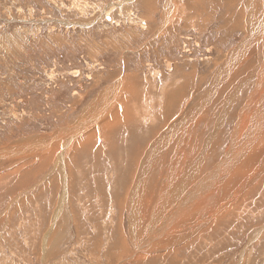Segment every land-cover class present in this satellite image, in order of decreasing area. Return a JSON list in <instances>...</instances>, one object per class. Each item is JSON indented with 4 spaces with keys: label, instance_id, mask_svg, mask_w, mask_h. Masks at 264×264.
<instances>
[{
    "label": "rangeland",
    "instance_id": "obj_1",
    "mask_svg": "<svg viewBox=\"0 0 264 264\" xmlns=\"http://www.w3.org/2000/svg\"><path fill=\"white\" fill-rule=\"evenodd\" d=\"M263 21L264 0H0V264H264ZM186 194L206 224L137 250L131 224L163 231Z\"/></svg>",
    "mask_w": 264,
    "mask_h": 264
},
{
    "label": "bare ground",
    "instance_id": "obj_2",
    "mask_svg": "<svg viewBox=\"0 0 264 264\" xmlns=\"http://www.w3.org/2000/svg\"><path fill=\"white\" fill-rule=\"evenodd\" d=\"M257 2H254L253 4H251V8L253 9H250L252 12H254V10H256L257 9ZM207 20V19H206ZM254 22V21H253ZM259 29H261L262 30V34L260 35V37H259V39H258V41L260 42L261 41V46H262V48H264V39L262 38V37H264V21L259 25V27H258V29L257 30H259ZM251 44V41H249V42H245V45H247V46H249ZM234 64H236V66L238 67V64L237 63H234ZM230 74H229V71H228V76H229ZM257 78V77H256ZM256 78H254V80L256 79ZM257 80V79H256ZM259 86V85H258ZM260 88H261V86L260 87H258V89L260 90ZM215 94V92L212 94V96H211V98H213V95ZM260 97H261V99H259V100H261V101H264V92H263V90H262V93L260 94ZM107 98V97H106ZM109 98V97H108ZM105 100V99H104ZM110 100V99H109ZM258 100V101H259ZM106 102H108L107 100H105ZM184 100L183 99H181V100H179V101H177L176 103H174L172 106H171V109L172 108H177V106L176 105H180L181 104V102L184 104V102H183ZM249 101V100H248ZM256 101V100H255ZM254 101V102H255ZM110 102V101H109ZM111 103V102H110ZM108 104V103H107ZM250 104V103H249ZM255 104H257V102L255 103ZM255 104H253V106L255 105ZM111 105V104H110ZM251 105V104H250ZM112 106V105H111ZM182 106V105H181ZM184 106V105H183ZM261 106V105H260ZM182 108V107H181ZM260 108V107H259ZM92 110V109H91ZM100 112V111H99ZM90 113V112H89ZM170 113V112H169ZM190 113V115H193V114H191V112H189ZM263 113V112H262ZM91 114V113H90ZM242 114V113H241ZM254 115H256V114H254ZM106 116H108V117H105V119H104V122L101 124V125H97V127L96 128H94V131L93 132H97L96 134H98V133H100L99 132V130L98 129H101V131L102 130H105V131H110L111 129H113V128H115L116 126H117V124L118 123H120V121L119 120H113V121H110L109 122V120H108V118L110 117V115H106ZM86 117H88L87 115H86ZM85 117V118H86ZM195 117V116H194ZM264 116H262V120H264V118H263ZM88 119V118H87ZM251 119H253V117L251 118ZM260 119V120H261ZM103 120V119H102ZM195 120V119H194ZM240 120H244V119H241L240 118ZM257 120V119H256ZM123 121V120H122ZM186 122H187V120H186ZM261 123L260 124H263V121H260ZM99 123V122H98ZM175 123V122H174ZM249 124H250V129L252 128V126H253V121H250L249 120ZM120 125V124H119ZM175 125H178V123H176ZM184 124H182L181 126H180V128H184V127H182ZM259 125V124H258ZM77 126V125H76ZM83 126H85L86 127V123H85V120L83 121V123L82 124H80L79 126H77L75 129H74V131H75V133L77 134L78 133V131L79 130H85L86 128H84ZM255 128V127H254ZM253 129V128H252ZM250 130V133L249 134H247V136H244L243 138L244 139H249L248 141H250V140H252V139H254V141L256 140L257 141V139H256V137L258 136V134H257V128H255L254 130ZM91 130H93V129H91ZM115 130H117V128L115 129ZM114 130V131H115ZM178 130V127H175L174 128V130H173V133L174 132H178L177 131ZM184 131H186V129H184ZM119 132V131H118ZM81 133V132H80ZM111 134V133H110ZM117 134V133H116ZM241 135H242V133H241ZM65 136H63V138H64ZM113 137H116V135H114ZM84 138V137H83ZM86 139L88 140L89 139V137H86ZM171 139V137L169 136V137H167V138H165L164 140L167 142L168 140H170ZM57 140V139H56ZM60 140V139H59ZM87 140H86V142H87ZM97 140V139H96ZM118 140V139H117ZM38 143L39 142H37L36 143V145H35V148H33L32 146L31 147H28L27 149H29V150H32L33 151V149H34V151L35 150H37V148L38 149H40V151L42 150V151H44L43 150V147H44V145H42V146H38ZM96 143V142H95ZM131 143V142H130ZM182 143V142H181ZM186 143V142H185ZM108 144V145H107ZM110 144H111V146H114V144L111 142V143H106V147H111L110 146ZM158 144V143H157ZM261 144V143H260ZM182 145V144H181ZM179 146V147H182V146ZM36 146H38V147H36ZM115 146H118V145H115ZM66 147V146H65ZM99 148V147H98ZM45 149V148H44ZM183 150H184V148H183ZM181 151L180 149H178L177 151H176V153H175V156H173V159H172V162L174 161V164H178V163H180V160H182L183 162H184V160H185V157L183 156V154H184V151ZM39 151V152H40ZM41 151V152H42ZM27 152V151H26ZM39 152H37L36 154H38ZM234 153H236V152H234ZM117 154H118V152H117ZM253 154V153H252ZM115 156H116V154H115ZM149 156V155H148ZM243 157V156H241V155H239V154H237V155H235V160L236 161H239L240 162V167L242 168L240 171H242V172H245L246 170H247V168L246 167H243L244 166V164H245V162L246 161H249L250 160V158H248V157H244V158H241ZM25 158V157H24ZM253 158V157H252ZM251 158V163H253V161H254V159H252ZM244 159V160H243ZM192 160V159H191ZM150 161V160H149ZM243 161H244V164H243ZM2 161L0 160V163H1ZM229 162L230 161H226L225 163H222V164H220V166H218L217 167V171H215V172H213V173H210L209 174V176H211V177H213V178H217L218 177V179L220 180V181H223V180H225L228 184L230 183V180L228 181V178H227V175H231V169H230V167L228 166L227 167V164H229ZM3 163V162H2ZM190 163L191 164H194V162L192 163L191 161H190ZM197 165H196V169H195V172L196 173H198V171H200L201 170V166H199V161H197ZM0 165H2V164H0ZM4 166V165H3ZM181 171V170H180ZM176 172V171H175ZM185 173V168L184 169H182V172H180V173H177L176 175H174L173 174V177H171V184H170V186L171 187H173V186H175V188H177L175 191L177 192V191H182L183 189H184V187H185V184H184V182L183 181H181L179 184H178V179H181V175L182 174H184ZM140 178V177H139ZM204 179V177L203 178H201V180H200V182H199V188H200V186H202V184H204L203 182H202V180ZM182 180V179H181ZM138 181V180H137ZM139 186H140V184H139ZM208 186V185H207ZM206 186V187H207ZM198 187H194L193 188V186H192V189L193 190H198L197 188ZM210 187V186H209ZM134 188H135V190L136 191H141L140 189H139V187H138V184H137V186H135L134 185ZM166 192V191H165ZM172 192V191H171ZM131 193H133V190L131 191ZM166 194V193H165ZM182 195V194H181ZM159 198V197H158ZM178 199H175V195H172V196H168V197H166V196H162L161 197V199H160V201L158 202V204H156L157 205V207H163V208H165V207H178L179 209H180V211L179 212H175L173 215H172V219H173V223H171L170 222V227H166L165 226V224H164V230L163 231H160V227L159 226H155L154 224H152V229H153V231H152V233L151 234H149L148 233V230L147 231H143V232H139V230H138V227L136 226V225H134V223H132L131 224V235H132V240L134 241L133 243H134V246L136 245V248H137V250H145L144 248H147V250L148 249H150L151 248V246L153 245H157V246H160L159 244H162V242H163V244H164V247L166 246L167 247V245H168V241H169V239L170 238H175L176 239V237L178 236L179 238H183V239H188L189 238V234H188V228H190V225H187L186 223L188 222H186L185 223V220H192L193 221V223H192V225L191 226H193V227H199V226H202V225H204V224H206L205 223V220H207V218L206 219H201V218H199V209L201 208V206L199 205H197V203L199 202V200H198V198H196L195 196H189V195H185V197H183L182 199L180 198L179 200L180 201H177ZM173 203V204H172ZM147 204H148V202H147ZM175 204V205H174ZM149 205V204H148ZM147 205V206H148ZM183 205H184V207H183ZM138 208H136L135 210H137ZM130 210V209H129ZM135 210L132 212L133 213V216L135 217L136 216V214L137 215H139L140 216V214H139V212L137 211V212H135ZM131 212V211H130ZM171 212H172V210H171ZM220 216L222 217V213L220 214ZM205 217V216H204ZM211 218H213V217H211ZM216 218V217H215ZM210 219V218H209ZM190 222V221H189ZM196 224V225H195ZM178 229V232H176V230L175 229ZM145 233V234H144ZM166 234V235H165ZM157 237H160L163 241H159L158 243H155L156 242V239H157ZM194 238V237H193ZM180 240V239H179ZM189 240V239H188ZM187 240V241H188ZM178 241V240H177ZM181 241V240H180ZM179 241V242H180ZM181 243V242H180ZM173 244H175V243H173ZM173 244H170L169 245V247L167 248V249H175V247H173ZM177 244L178 243H176V246H177ZM179 246V245H178ZM177 246V247H178ZM163 247V246H162ZM165 247V248H166ZM140 248V249H139ZM154 248V247H153ZM163 250V249H162ZM167 251V250H166ZM175 252V251H174ZM134 253V252H133ZM132 254V253H131ZM136 254H137V257L138 258H142L143 257V255H145L144 256V258H146V257H148V256H151V257H153L152 256V254H153V250L151 249V251H145V252H143V253H140V252H136ZM153 255H155V254H153ZM134 257V256H133ZM137 258V260H139ZM133 260V259H132ZM136 260V259H135Z\"/></svg>",
    "mask_w": 264,
    "mask_h": 264
},
{
    "label": "crops",
    "instance_id": "obj_3",
    "mask_svg": "<svg viewBox=\"0 0 264 264\" xmlns=\"http://www.w3.org/2000/svg\"><path fill=\"white\" fill-rule=\"evenodd\" d=\"M151 20V19H150ZM260 115L262 116V114L260 113Z\"/></svg>",
    "mask_w": 264,
    "mask_h": 264
}]
</instances>
